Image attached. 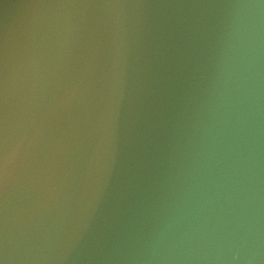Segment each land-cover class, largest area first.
<instances>
[{
  "label": "clouds",
  "instance_id": "clouds-1",
  "mask_svg": "<svg viewBox=\"0 0 264 264\" xmlns=\"http://www.w3.org/2000/svg\"><path fill=\"white\" fill-rule=\"evenodd\" d=\"M147 7L43 5L19 49L5 45L0 264H264V0L162 24ZM187 61L199 91L173 115ZM153 133L171 137L167 194L112 215ZM17 186L27 200H13Z\"/></svg>",
  "mask_w": 264,
  "mask_h": 264
},
{
  "label": "water",
  "instance_id": "water-1",
  "mask_svg": "<svg viewBox=\"0 0 264 264\" xmlns=\"http://www.w3.org/2000/svg\"><path fill=\"white\" fill-rule=\"evenodd\" d=\"M106 0H0V73L3 70L5 45L9 53L18 50L24 38L36 24L43 5L56 3H103ZM147 5L149 17L157 23L175 20L197 13V5L224 3L226 0H125ZM202 69L197 71L190 61L180 65L173 73L169 86L167 111L175 115L181 108L187 114L198 94ZM171 137H156L142 150L138 167L133 174L125 166L109 201L112 215H131V210L144 211L149 205L161 203L168 191L174 169ZM19 180L24 179L20 173ZM27 200V187L17 186L12 198Z\"/></svg>",
  "mask_w": 264,
  "mask_h": 264
},
{
  "label": "snow or ice",
  "instance_id": "snow-or-ice-1",
  "mask_svg": "<svg viewBox=\"0 0 264 264\" xmlns=\"http://www.w3.org/2000/svg\"><path fill=\"white\" fill-rule=\"evenodd\" d=\"M2 176H0V187H2Z\"/></svg>",
  "mask_w": 264,
  "mask_h": 264
}]
</instances>
